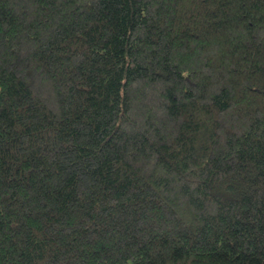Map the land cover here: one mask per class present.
Instances as JSON below:
<instances>
[{"label": "trees", "instance_id": "obj_1", "mask_svg": "<svg viewBox=\"0 0 264 264\" xmlns=\"http://www.w3.org/2000/svg\"><path fill=\"white\" fill-rule=\"evenodd\" d=\"M0 264H264V0H0Z\"/></svg>", "mask_w": 264, "mask_h": 264}]
</instances>
